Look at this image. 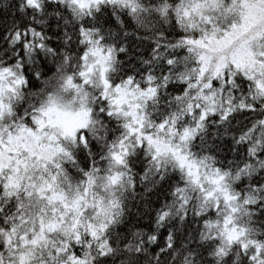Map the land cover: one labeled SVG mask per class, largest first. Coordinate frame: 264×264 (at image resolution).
<instances>
[{"label": "snow or ice", "instance_id": "1", "mask_svg": "<svg viewBox=\"0 0 264 264\" xmlns=\"http://www.w3.org/2000/svg\"><path fill=\"white\" fill-rule=\"evenodd\" d=\"M0 264H264V0H0Z\"/></svg>", "mask_w": 264, "mask_h": 264}]
</instances>
